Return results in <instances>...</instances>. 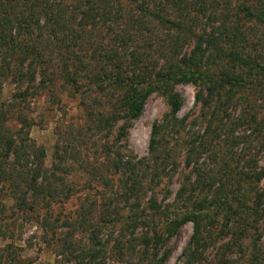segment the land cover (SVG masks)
Returning <instances> with one entry per match:
<instances>
[{
	"label": "rangeland",
	"instance_id": "374dc122",
	"mask_svg": "<svg viewBox=\"0 0 264 264\" xmlns=\"http://www.w3.org/2000/svg\"><path fill=\"white\" fill-rule=\"evenodd\" d=\"M131 21L136 25L134 19ZM124 23L120 20L118 24L109 22L105 27L92 26L95 28L92 35L105 44L111 43L126 28ZM151 28L155 31L143 32L128 44L139 51L143 66L155 71L168 54L164 49L165 33L156 34V27ZM190 49L191 46H186L184 51ZM38 82L30 85L22 107L17 105V109L9 104L23 87L13 78L4 79L0 109L6 111L7 124L14 134L19 135L23 128L19 123L21 117L31 121L27 145L39 151L43 148L45 156L32 148L34 154L25 161L32 169L43 162L48 171L46 175V170L42 173L39 180L42 184L56 181L50 175L53 163L63 161L67 176L60 188L65 191L55 193L50 206L44 202L25 206L20 199H25L26 189L0 178V264H158L167 252L163 264H187L191 249H198L197 258L191 264H253L250 256L253 247L257 244L264 250V203L255 205V196L251 193L248 198L243 196L249 184L239 193L230 192L228 175L236 170V162L230 157L214 156L207 140L224 139L223 135L228 134L225 126L233 119L226 117V113L235 117L240 110L230 106L226 113L218 112L208 137L204 138L206 145L188 167L186 147L189 145L185 143L191 142L195 134H205L208 127V123L198 120L201 104H196L197 90L192 84L176 85L183 98L177 119H185V128H181L180 134L166 120L171 112L167 100L153 93L141 117L127 126V136L118 138L120 128L130 123L124 116L103 123L95 119L100 110L108 109L113 93L103 96L95 92L94 95L93 89L84 85L80 95L56 83L57 91L53 94L50 88H39ZM24 83V87L29 86ZM244 92L250 94L245 105L257 99L251 90ZM81 99L87 102L83 104ZM263 103L258 100L257 104ZM156 122L165 125L156 152L158 161L150 151ZM164 159L170 160L163 164ZM258 159L259 165H263L264 157L261 155ZM127 160L133 168L132 182L139 187L138 195L130 200L123 196L128 177ZM196 165L202 166L200 172L205 175L204 179H212L211 190L203 189V184L196 187L197 173L193 169ZM184 180L188 181L187 191L180 196ZM222 181L228 190L222 188ZM263 188L261 182L259 190ZM194 210L201 211L197 219L198 234L194 220L175 222L182 221L186 213ZM155 231L162 235L159 244L141 242L143 236H152Z\"/></svg>",
	"mask_w": 264,
	"mask_h": 264
},
{
	"label": "trees",
	"instance_id": "16d2710c",
	"mask_svg": "<svg viewBox=\"0 0 264 264\" xmlns=\"http://www.w3.org/2000/svg\"><path fill=\"white\" fill-rule=\"evenodd\" d=\"M120 20L127 26L111 43L94 39L92 26L105 27L109 22L118 24ZM151 26L156 27V34L165 33L164 49L168 54L155 71L144 67L139 51L129 45L133 37L140 38L146 31L154 32ZM186 46L191 49L184 51ZM7 78H13L23 87L9 104L17 109V105L22 107L30 85L36 81L39 88H50L53 94L57 91L56 83L80 95L84 85L93 89L94 95L95 92L103 96L113 93L108 109L100 110L95 119L103 123L124 116L130 123L120 128L118 138L127 136V126L141 117L153 93L167 100L171 112L166 120L174 132L180 134L181 128H185V119H177L183 98L176 85L192 84L197 90L196 104H201L198 120L208 123V127L202 136L195 134L191 142L186 141L189 145L186 147L187 166L193 164V159L206 145L204 138L208 137L218 112L226 113L232 106L240 111L235 117L226 113V117L233 118L225 126L228 134L223 135L224 139L207 140L214 156L219 154L236 162V170L227 174L231 180L230 192L239 193L249 184L243 196L248 198L251 193L255 196V205L264 203V190H259L260 183L264 185V163L259 165L258 159V156L264 157V103L257 104L258 100L264 102V0H0V94L1 82ZM24 82L29 86L24 87ZM246 90L257 95V99L247 105L250 94L244 92ZM81 100L83 104L87 102ZM0 110V178L26 189L25 199H20L25 206L41 202L50 206L54 194L65 191L60 188L67 176L63 161L53 163L50 175L56 181L42 184L39 180L46 170L43 162L32 169L25 161L34 154L33 149L45 156L43 148L39 151L27 145L31 121L21 117L19 123L23 128L19 135L14 134L7 124L6 111ZM164 128L162 122H156L151 134L150 151L157 161L159 137ZM58 154L59 146L55 151L57 160ZM169 160L164 159L162 163ZM130 162L125 161L128 177L123 189V196L129 200L139 193L137 183L132 182ZM193 169L197 173L196 187L203 184V189L211 190L213 181L204 179L205 175L200 172L202 166L196 165ZM221 184L228 190L225 182ZM187 185L188 181L184 180L180 196L187 191ZM137 205L139 207V203ZM200 213L188 212L182 221L175 222L194 220L198 234ZM141 240L143 244L155 241L157 245L162 235L155 231ZM199 244L200 241L197 248ZM190 252L187 264L196 260L198 249ZM250 254L253 264H263L261 247L256 244ZM167 255L168 252L158 264H163Z\"/></svg>",
	"mask_w": 264,
	"mask_h": 264
}]
</instances>
